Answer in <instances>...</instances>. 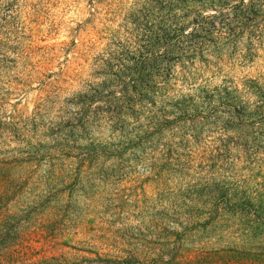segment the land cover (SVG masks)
Returning a JSON list of instances; mask_svg holds the SVG:
<instances>
[{
  "label": "rangeland",
  "instance_id": "374dc122",
  "mask_svg": "<svg viewBox=\"0 0 264 264\" xmlns=\"http://www.w3.org/2000/svg\"><path fill=\"white\" fill-rule=\"evenodd\" d=\"M220 12L0 0V264H264V20Z\"/></svg>",
  "mask_w": 264,
  "mask_h": 264
},
{
  "label": "trees",
  "instance_id": "16d2710c",
  "mask_svg": "<svg viewBox=\"0 0 264 264\" xmlns=\"http://www.w3.org/2000/svg\"><path fill=\"white\" fill-rule=\"evenodd\" d=\"M208 1V0H207ZM211 7L220 9L221 18L224 20V12L229 10L232 12V18L227 25L226 39H232L238 37L246 31L253 32L254 28H258L261 20H264V0H209ZM210 22L209 17H203L198 19L197 25L199 27L204 26ZM149 29L151 39H149L150 48L153 50L152 55L158 54L156 51L158 48H163L164 52H173L176 48L182 50L181 45L184 44V40L188 36L183 33L181 29L173 30L171 32L167 30H161V33L155 32ZM195 36V35H192ZM197 35L195 36V38ZM184 39V40H183ZM186 42V41H185ZM259 90H264L260 88ZM262 94L263 92H259ZM264 99V95L261 96ZM101 262H107L110 264H127V261H112L102 260ZM60 264V263H59Z\"/></svg>",
  "mask_w": 264,
  "mask_h": 264
}]
</instances>
